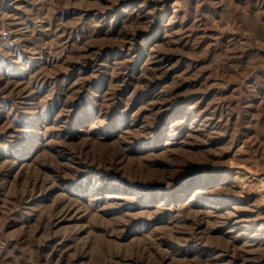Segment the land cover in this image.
I'll use <instances>...</instances> for the list:
<instances>
[{"label":"rangeland","instance_id":"obj_1","mask_svg":"<svg viewBox=\"0 0 264 264\" xmlns=\"http://www.w3.org/2000/svg\"><path fill=\"white\" fill-rule=\"evenodd\" d=\"M0 264H264V0H0Z\"/></svg>","mask_w":264,"mask_h":264}]
</instances>
